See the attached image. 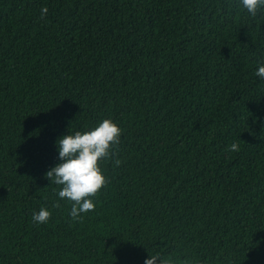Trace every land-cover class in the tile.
<instances>
[{
  "label": "trees",
  "instance_id": "16d2710c",
  "mask_svg": "<svg viewBox=\"0 0 264 264\" xmlns=\"http://www.w3.org/2000/svg\"><path fill=\"white\" fill-rule=\"evenodd\" d=\"M0 264H264V0H0Z\"/></svg>",
  "mask_w": 264,
  "mask_h": 264
}]
</instances>
